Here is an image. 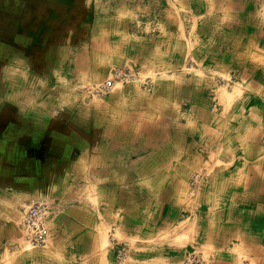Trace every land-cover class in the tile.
Returning <instances> with one entry per match:
<instances>
[{
  "label": "crops",
  "instance_id": "0c3cea01",
  "mask_svg": "<svg viewBox=\"0 0 264 264\" xmlns=\"http://www.w3.org/2000/svg\"><path fill=\"white\" fill-rule=\"evenodd\" d=\"M189 249L264 264V0H0V264Z\"/></svg>",
  "mask_w": 264,
  "mask_h": 264
},
{
  "label": "built area",
  "instance_id": "2783aa9c",
  "mask_svg": "<svg viewBox=\"0 0 264 264\" xmlns=\"http://www.w3.org/2000/svg\"><path fill=\"white\" fill-rule=\"evenodd\" d=\"M140 78L139 72L130 67L115 68L111 72V78L96 87L93 91L95 95H105L107 94L114 83H127L133 82ZM199 179L198 176L192 179V186H194L196 180ZM50 211V206L43 202H34L26 205L24 212V218L22 223V230L26 241L31 246H40L44 244L45 241V219ZM113 250L115 251V256L117 259L122 260L125 257V247L116 242H112ZM186 264H198L199 257L190 252L186 254L185 258Z\"/></svg>",
  "mask_w": 264,
  "mask_h": 264
},
{
  "label": "rangeland",
  "instance_id": "374dc122",
  "mask_svg": "<svg viewBox=\"0 0 264 264\" xmlns=\"http://www.w3.org/2000/svg\"><path fill=\"white\" fill-rule=\"evenodd\" d=\"M190 252H193V253H195L197 256H198V253L197 252H195L194 250H188V251H186V253L185 254H189ZM199 257V256H198ZM184 262V264H186L185 263V260L183 261ZM198 264H201V259H200V257H199V263Z\"/></svg>",
  "mask_w": 264,
  "mask_h": 264
}]
</instances>
